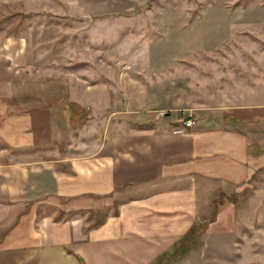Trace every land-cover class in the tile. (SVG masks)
<instances>
[{"label": "crops", "instance_id": "obj_1", "mask_svg": "<svg viewBox=\"0 0 264 264\" xmlns=\"http://www.w3.org/2000/svg\"><path fill=\"white\" fill-rule=\"evenodd\" d=\"M20 93L0 84V264H149L218 199L264 180V80L207 117L177 105L102 131Z\"/></svg>", "mask_w": 264, "mask_h": 264}, {"label": "rangeland", "instance_id": "obj_2", "mask_svg": "<svg viewBox=\"0 0 264 264\" xmlns=\"http://www.w3.org/2000/svg\"><path fill=\"white\" fill-rule=\"evenodd\" d=\"M263 80L264 0H0V84L73 129L207 117ZM212 210L149 264H264L261 176Z\"/></svg>", "mask_w": 264, "mask_h": 264}, {"label": "built area", "instance_id": "obj_3", "mask_svg": "<svg viewBox=\"0 0 264 264\" xmlns=\"http://www.w3.org/2000/svg\"><path fill=\"white\" fill-rule=\"evenodd\" d=\"M183 124L185 127L191 128L192 126L195 125V121L191 117H189V118H186V120H184Z\"/></svg>", "mask_w": 264, "mask_h": 264}, {"label": "trees", "instance_id": "obj_4", "mask_svg": "<svg viewBox=\"0 0 264 264\" xmlns=\"http://www.w3.org/2000/svg\"><path fill=\"white\" fill-rule=\"evenodd\" d=\"M190 233H192V232H191V229H190ZM178 244H179V243H178ZM178 244L174 247V249H175V248H176V249H179V245H178ZM182 251L184 252L183 249L180 250V252H182Z\"/></svg>", "mask_w": 264, "mask_h": 264}, {"label": "water", "instance_id": "obj_5", "mask_svg": "<svg viewBox=\"0 0 264 264\" xmlns=\"http://www.w3.org/2000/svg\"><path fill=\"white\" fill-rule=\"evenodd\" d=\"M165 115H167V114H165Z\"/></svg>", "mask_w": 264, "mask_h": 264}]
</instances>
